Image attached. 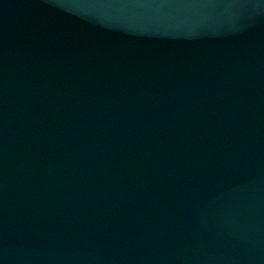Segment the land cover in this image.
<instances>
[{
    "label": "water",
    "instance_id": "obj_1",
    "mask_svg": "<svg viewBox=\"0 0 264 264\" xmlns=\"http://www.w3.org/2000/svg\"><path fill=\"white\" fill-rule=\"evenodd\" d=\"M0 264H264V0H0Z\"/></svg>",
    "mask_w": 264,
    "mask_h": 264
}]
</instances>
